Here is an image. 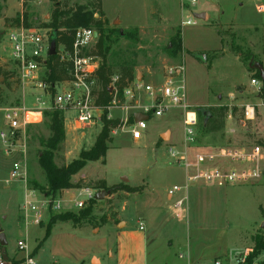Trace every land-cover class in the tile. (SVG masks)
I'll use <instances>...</instances> for the list:
<instances>
[{
    "label": "rangeland",
    "instance_id": "1",
    "mask_svg": "<svg viewBox=\"0 0 264 264\" xmlns=\"http://www.w3.org/2000/svg\"><path fill=\"white\" fill-rule=\"evenodd\" d=\"M262 2L264 3V0ZM95 3V0H0V70L4 74L0 75V129L4 127L3 108L20 100H24L26 106L33 104V99L29 96V84H20L17 80L15 64L9 57L8 35L23 27L22 21L25 17L27 28L45 29L50 40H54L55 31L44 26L50 23L55 8L68 10L84 6L96 12L94 18L98 19L99 14L90 6ZM100 4L102 27L99 34L104 41L105 63L111 68L112 77H119L122 68L131 67L134 81L156 89L159 87L160 74L164 67L179 64L184 66L183 85L187 102L197 112L195 142L190 146L192 150L249 146L259 141L258 124H245L242 117L244 103L260 101L257 88L250 86V79L255 78L256 70L253 65L261 64L264 69V13H258L253 3L244 0H196V4L192 6L189 0H100ZM17 17L20 18V26L15 21ZM188 19H191L194 25H184ZM115 20L118 21L117 24H114ZM41 33L45 32L42 30ZM93 50L94 45L90 52ZM100 62L99 59V64ZM138 74L141 80L137 79ZM94 90L97 95L99 89ZM130 96L133 98L123 96L119 104L110 106L109 119H117L123 123L129 120L130 124L132 115L142 110L133 106H146L150 103V97L141 89L133 87ZM222 109L226 112L221 118L219 114ZM202 112L214 115L215 131H209V127L213 126H209L211 123L205 121ZM182 120L183 113L178 109L159 119H150L144 131L150 137L139 147H110L113 146V141L116 144L120 139V129L123 126L112 134L113 130L110 134L111 142L108 144L106 162L90 163L80 173L89 180H104L108 185L123 182L131 187H144L143 193L130 197L117 193L106 195L100 201H87V194L78 190H67L59 196L62 210L56 214L50 212L49 219L63 213L80 218L82 212L90 208L89 216L80 219V227L65 222L53 229V238L48 243V248L41 252L42 260H50L49 256L54 253H69L74 256L71 259L73 263L82 258L83 263L78 264H90L89 255L95 251L99 253L101 264H115L114 251L119 242L135 254L127 264H145L147 259L150 260L149 264H161L176 253L179 246H168L165 236L161 235L158 237L157 247L150 245L146 249L147 259L144 261L143 234H146L147 230L139 231L137 223L141 221L139 208L144 205L147 196L157 194L167 197V191L174 185L185 184V180L181 183L171 178L170 170L175 168L168 163L167 150L156 149L154 145L158 131L163 129H170L171 135L177 134V143H170L167 147L180 148L184 145ZM91 128L87 134L89 137V133L90 136L94 133L91 136L93 141L102 124L97 122V127L92 131ZM125 132L128 133L126 129ZM48 135L43 119L39 125L26 128L24 134L19 137L16 151L11 157H5L0 148V226L4 231L8 227H14L22 218L20 207L26 201L24 191H27V194L29 191L35 193L29 198L32 202L45 199L42 196L44 193L33 188L45 186L43 172L38 166V158L44 148L39 146L38 138H47ZM166 140L167 134L164 132L158 145L161 146ZM78 155L73 136L69 134L65 137L61 149L56 152L54 161L60 167L76 160ZM13 161H19L23 166L22 180L9 177ZM261 165L264 168V160ZM123 177L127 178L128 182ZM80 180L82 186H90L87 179H71L73 183ZM259 181L250 185L223 188L204 183L189 185L188 204L192 222L205 224L212 231H215L218 225L220 230L223 233L226 231L227 234L238 233L242 229L249 232L253 229L259 230V233L263 234L261 224L264 221V174ZM96 192L98 190H95ZM185 194L186 191L183 190L174 193L172 198L176 201ZM77 201H86L82 209L74 208ZM170 209L175 215L172 204ZM118 214L121 220L126 222L122 236L118 238L111 224L102 226L99 232H92V228L99 229V225H103L102 219L114 224L119 223ZM47 215L49 216L45 214L43 217V225ZM176 222L173 223V232L181 234L183 242L180 243L185 247L187 242L183 237L186 235V224ZM35 230L40 236L42 231L37 227ZM60 231L64 233L61 234ZM194 233L191 242L195 244L197 241L208 242L214 237L217 238V234H213L215 232L206 235ZM38 234L31 236V243ZM8 242L9 255L12 251L21 252L16 247L17 238L14 234H9ZM108 250L112 251V257L108 255ZM252 250L244 253L248 254V259L253 253ZM181 252L182 250H179V253ZM212 260L214 258L210 261ZM93 263L96 264V260Z\"/></svg>",
    "mask_w": 264,
    "mask_h": 264
},
{
    "label": "built area",
    "instance_id": "2",
    "mask_svg": "<svg viewBox=\"0 0 264 264\" xmlns=\"http://www.w3.org/2000/svg\"><path fill=\"white\" fill-rule=\"evenodd\" d=\"M250 1L255 5L258 13H264L262 0ZM40 2V0H39ZM194 6L196 0H189ZM186 26L194 25L191 19L183 23ZM42 30L45 32L41 33ZM45 29H31L19 27L7 37L10 50V60L15 64L17 80L20 84H29V96L33 104L26 106L24 100L2 109L4 127L0 129V148L3 155L11 157L17 148L18 139L29 126L39 125L43 122L46 110H61L63 114L72 113V122L76 126H85L94 121H100L102 109L96 105L97 87L94 74L99 66V58L90 54V49L95 45L96 32L92 27H79L74 30L72 43L69 49L58 45L54 56H49L51 40ZM58 63L66 77L63 80L50 82V59ZM185 69L182 64L164 67L156 89L143 83H131L123 91L122 97H131V89H141L150 97L146 106L134 105L142 108L141 114L147 117L146 121L123 124L133 140H141L147 129V121L152 118H161L178 109L183 113L182 124L185 140L180 148L169 146L166 148L169 164L182 168L186 172L185 184L173 186L168 190V197L174 193L187 190L188 186L195 183L216 185L220 187L250 185L258 182L264 168V100L258 103L246 104L242 107L244 123L258 124L260 138L258 142L249 146H224L209 149L192 150L195 142V128L197 127V112L188 104L184 82ZM118 77H112L109 91H114V99L110 106H116L120 101L116 99L115 83ZM250 86L256 87L259 98L262 96V83L257 78L250 79ZM123 100V98H122ZM108 106V110L110 109ZM109 119V118H108ZM10 179L22 180L24 177L23 166L19 161H13L10 167ZM35 193L29 191L26 201L20 207L24 219L30 217V223L39 226L45 214H56L62 210L59 197L42 195L44 200L32 202L29 198ZM94 199L90 196L87 201ZM86 201H77L74 208L82 209ZM187 198L182 196L172 204L176 215L186 210ZM138 229L143 231V225L138 223ZM19 251L26 250L24 241H17ZM0 264H8L0 260ZM23 264H36L29 254L23 259ZM204 264H264V252L248 260V254L239 255L232 259H214Z\"/></svg>",
    "mask_w": 264,
    "mask_h": 264
},
{
    "label": "crops",
    "instance_id": "3",
    "mask_svg": "<svg viewBox=\"0 0 264 264\" xmlns=\"http://www.w3.org/2000/svg\"><path fill=\"white\" fill-rule=\"evenodd\" d=\"M206 18H207V15L205 16V19ZM260 99L264 100V94H262V96H260ZM246 104H253V103L248 102ZM246 104L244 103L243 105H246ZM137 113H140V112H137ZM133 115H132V120H133ZM64 118H65V121H64L65 137L67 138L69 134H70V136L71 135L73 136V143L75 144L76 148L78 149V153H80L83 150H88L89 148H91L93 146L95 139H96L98 134L95 136L93 141H91V136L94 133H91V136L89 133V137H88L87 131H89L91 127H92L91 131L93 129H95L97 127V122H100V121H94L90 125H87V126H76L72 122V119H73L72 113H65ZM148 121H147V123H148ZM79 132H81V133L78 134ZM114 132H115V130L112 132V134ZM164 132L167 134V140L165 142L161 143L162 145L159 146L158 143L161 142L162 135ZM120 133H121V135H120V139L118 140V142L115 144V141H113V143H112L113 146H110V147L121 148L123 145H131L134 147H139V146L143 145L144 140L146 138L150 137L149 134L143 133V137L141 140H138V141L133 140L131 138L130 134L125 132L124 127L122 129H120ZM124 134H127V135H124ZM177 141L178 140H177V134L176 133H173V135H171L170 129H163V130L158 131L157 141L154 142L155 143L154 145H155L156 149H161V148L166 149L167 148L166 145H168L170 143L171 144L177 143ZM108 150H107L106 155H105L104 163L106 162V159H107ZM96 162L100 163L101 161L99 160ZM90 163H94V162L87 163V165L84 168H86ZM168 163H169V161H168ZM169 165L172 168H175V169L170 170L171 178L174 179L175 182L179 181V182L183 183L185 180L186 172L181 168L172 166L171 164H169ZM179 169H181V170H179ZM80 172L73 177L76 179H78L80 177L82 179L89 180L87 177H85ZM123 179L127 180V178H125V177H123ZM89 181H93V180H89ZM96 181H104V180H95L93 182H96ZM127 182H128V180H127ZM106 185L112 186V185H108L107 183H106ZM174 186H180V185L176 184ZM216 187L223 188L220 186H216ZM72 190H75V189H72ZM66 191L67 190H62V191L58 192L55 197L61 196ZM78 191L87 194L88 198L90 196H93L94 194H96L95 190H92V189H78ZM24 193H25L24 198L26 199V197L28 196L27 191H24ZM126 196L130 197L132 195H126ZM185 196L187 198V205H186V210L181 214V216H178L176 214L174 215L170 209V205L174 203L175 199L170 198L168 196L167 197L160 196L157 194H154V195L150 194L149 196H147L144 205H142L139 208L140 212L137 211V212H139L138 213L140 216L139 219L141 220L138 223H141L143 225V228H144L143 232L145 231V229L147 230V233L143 234L144 235L143 236L144 241H143L142 254L144 255V257H143L144 261L147 259V257H146L147 256V250L146 249L150 245L157 247V240H158V237L161 235L165 236V243L168 244V246H173V245L179 246L177 249V252L174 253L167 260H163V262L161 264H204V263L210 262V260L213 258L214 259H220V258L232 259L236 256L244 254L245 252L251 251L254 247V242H255L256 237H263L264 238V233L263 234L259 233V230L255 231L253 229L252 232H249L248 230L241 228L242 230H239L238 233L231 232L230 234H227L226 231H225V233H223V231L220 230L218 225H217V229L215 231L214 230L212 231V230H210L211 228L206 227L207 225H205V224H201V225L195 224L194 222H192L193 218H192V214L190 215V210H189L188 188L186 190ZM123 205H125V203H123ZM49 217H50V214H49V216L48 215L46 216V219H47L46 223L44 225L41 224L39 226L31 224L29 222L31 219L30 217H28L27 219H24L23 216H22V218H20L18 220L19 222L17 224H14V227L13 226L8 227L7 230H5V231L0 226L3 234L5 235V240H6L5 249H6L7 260L20 261V260H23L25 258V256H27L29 254L30 255L33 254V258H34V261L36 264H78V263H83V261H81L82 258L76 259L77 262L73 263L71 259H73L74 256L69 254V253H66L67 255H59L57 253H54V255L49 256L50 260H48V261L42 260L41 252L43 251L44 248L45 249L48 248L47 245H48V243H50V241L53 238L52 237L53 229H55L56 227H59L61 224H64L62 222L55 223L50 229L49 236L44 240L46 228L48 227L47 224H48ZM118 217L120 218L119 223L114 224L112 222H107L104 225H99V229L98 228H92V232H95V231L99 232V230H100V228H102V226H105L107 224H111L114 227V229L116 230V234L119 238L120 235L121 236L123 235L122 231H124L126 228V222L121 220V217L119 214H118ZM262 220H263V218H262ZM174 221H177L176 223L179 222L180 224L181 223L186 224L185 225L186 235L183 237L184 240L187 242L185 247H184V245H182L180 243V241L183 242V240H181V234L178 232L177 233L173 232ZM138 223H137V225H138ZM36 227L42 231L40 233V236H39L38 232L35 230ZM195 229H197V230L195 231ZM194 232H197V233L203 234V235L215 232L213 234H217V238L214 237L213 239H211V241H208V242L203 240V241H200L201 243H199V241H197V243L195 244V242L194 243L191 242L192 235H195ZM36 233L38 235L34 237L33 243H31L30 238L33 234H36ZM60 233L63 234L64 231H60ZM9 234L10 235L14 234L17 238V241H20V240L24 241L26 244V250L21 251L20 253L12 251L10 254L11 256H10L8 254V245H9L8 237H9ZM117 240L119 241V239H117ZM179 250H182V252L179 253ZM145 252H146V254H145ZM114 253H115V264H122V263L127 264V262H129V260L132 257H135V254H133V252H131V250H129L126 245L123 246V244L120 242H119V245H118V243L116 244V249H115ZM98 254L99 253H97L95 251L90 253V255H89V258L91 261L90 264H94L93 263L94 260H96V262H97L96 264L102 263V260ZM108 255L110 257H112V251L111 250H108ZM0 260H2L1 254H0ZM149 261L150 260L147 259L145 261V264H147V262L149 264Z\"/></svg>",
    "mask_w": 264,
    "mask_h": 264
},
{
    "label": "trees",
    "instance_id": "4",
    "mask_svg": "<svg viewBox=\"0 0 264 264\" xmlns=\"http://www.w3.org/2000/svg\"><path fill=\"white\" fill-rule=\"evenodd\" d=\"M55 0H51L54 2ZM96 3L90 4L97 13L99 14V18H94V14L96 12L92 11V9L78 6L75 9L68 10H60L59 8H55L52 12L50 23L45 25L46 29H51L55 31V44L56 47L58 45H64L67 49L70 48L72 43V36L74 30L79 27H92L96 33V43L94 45V50L90 52V54L98 57L101 62L95 71L94 78L99 89L97 93L96 105L102 109L100 122L102 124V128L97 135L95 142L91 148L88 150H83L79 153L78 158L69 162L68 164H64L62 166H57L55 164V154L61 149L62 144L65 141V131H64V114L61 110H46L44 111L43 118L44 123L46 125V129L49 133L47 138H38V143L40 147L44 148V152L38 158V166L43 172L45 179V186L33 188L34 190H39L45 194V196L54 197L58 192L62 190H78V189H94L98 191H105L109 196L115 195L117 193H123L125 195H136L141 194L144 191V187H131L125 183H119L112 186H107L104 181H90V186H82V180L77 183H73L71 181L72 177L77 175L89 162L101 161L104 163L105 155L108 150V144L111 142L110 134L113 130L120 128L123 126V122L117 119H108V106H110L113 101L115 95L114 91H109V86L112 78V70L105 63V51H104V41L101 33V11H100V0H95ZM20 18H15V21L19 23ZM23 27L27 28L25 17L22 21ZM204 59V57H203ZM50 75L48 80L50 82L63 80L66 75L63 70L58 66V63L54 60V58L50 59ZM0 75H3L0 70ZM254 77L259 80L258 72L255 71ZM6 78V77H5ZM134 81V73L131 67H124L120 70L119 77L115 83L116 89V99L122 101L123 91L129 87L131 83ZM263 94V87L261 89ZM225 109L220 111L219 116L222 118L224 115ZM202 116L204 119L208 121L209 126H213L216 124V120L213 119L214 115L209 112H202ZM129 121V120H128ZM127 121V122H128ZM216 127H209V131H215ZM33 184V183H32ZM90 208L82 212L80 218H77L75 215H71L68 213L58 214L52 216L48 220L45 238L49 236L51 227L56 222H71L74 226L80 227V219L86 218L89 216ZM101 223L104 225L106 222L105 219L101 220ZM42 224V223H41ZM40 224V225H41ZM252 254L249 257V261L252 260L255 256L259 255L261 252H264V238L256 237L254 242V247L252 250ZM33 257V254H31ZM9 264H23V260L14 261L7 260Z\"/></svg>",
    "mask_w": 264,
    "mask_h": 264
},
{
    "label": "water",
    "instance_id": "5",
    "mask_svg": "<svg viewBox=\"0 0 264 264\" xmlns=\"http://www.w3.org/2000/svg\"><path fill=\"white\" fill-rule=\"evenodd\" d=\"M117 23H118V21L115 20L114 24H117ZM0 38H1V36H0ZM94 38H97V33L96 32L94 33ZM55 50H56L55 41L51 40L50 49H49V56H54L55 55ZM253 68L258 72L259 80H260V82L263 85V94H264V69H263V66L261 64L256 63V64L253 65ZM137 79L141 80L140 74H138ZM206 119L207 118H205V121H206ZM146 120H147V117L145 115L141 114V113H135L133 115V122H135V123H138V122H141V121H146ZM106 195H108L107 192L98 191V192H96V194L94 196V200H96V201L103 200L106 197ZM261 230L264 231V221L261 224ZM5 247H6L5 235L3 234V232H2V230L0 228V254H1V258H2L3 261H7Z\"/></svg>",
    "mask_w": 264,
    "mask_h": 264
}]
</instances>
